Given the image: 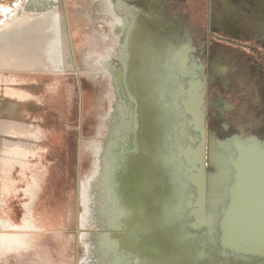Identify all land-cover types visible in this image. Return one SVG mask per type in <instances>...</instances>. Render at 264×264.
<instances>
[{
	"label": "flooded vegetation",
	"instance_id": "af4514ba",
	"mask_svg": "<svg viewBox=\"0 0 264 264\" xmlns=\"http://www.w3.org/2000/svg\"><path fill=\"white\" fill-rule=\"evenodd\" d=\"M89 1L112 6L114 31L130 54L115 80L121 97L128 87L139 125L141 154L123 166L130 175L119 231H128L115 233L113 243L123 240L149 259L198 264L207 245L219 248V235L205 245L202 233H218L225 211L235 207L236 183L264 176L235 164L244 149L264 160V0ZM204 177L207 227L195 230L192 211L201 212ZM261 209L260 201L253 205L255 213Z\"/></svg>",
	"mask_w": 264,
	"mask_h": 264
},
{
	"label": "crops",
	"instance_id": "0c3cea01",
	"mask_svg": "<svg viewBox=\"0 0 264 264\" xmlns=\"http://www.w3.org/2000/svg\"><path fill=\"white\" fill-rule=\"evenodd\" d=\"M68 1L19 0L0 22V205L9 211L0 235L23 239L19 249L78 224L95 153L90 120H108L119 97L115 61L101 54L107 30L78 27ZM0 249L10 251L2 240Z\"/></svg>",
	"mask_w": 264,
	"mask_h": 264
},
{
	"label": "rangeland",
	"instance_id": "374dc122",
	"mask_svg": "<svg viewBox=\"0 0 264 264\" xmlns=\"http://www.w3.org/2000/svg\"><path fill=\"white\" fill-rule=\"evenodd\" d=\"M18 1L19 0H0V22L5 16L14 14V10H16L17 7L15 8L13 5ZM28 1L30 0H26V2ZM82 1H68L74 16L73 21H75L78 27H82L83 24H85L91 30H107L102 34L105 36V45L104 48L101 49V54L110 59L112 58L113 61H115L114 65H116L118 71H124L125 67L128 66V59L122 55L127 53L128 46L126 44H123L124 46L121 45L119 37L114 31L117 19L111 4L97 3L89 0ZM22 2L24 3V0H22ZM3 27L4 25H0V28ZM124 89V94L126 96L123 95V97H121L119 94L115 108H113L114 111L112 109L113 113H111L108 120L98 121L96 117L90 120L91 128H93V130H91L90 139L92 143H94L95 153L91 156L88 167L89 170L87 171L86 177H89L91 180L89 182V187H87L82 194L81 199L84 208H79L78 224L71 227L67 226L64 229L55 230L51 233L39 234L35 241H30L28 248H20L8 252L0 249V264H112L109 259H105L106 255L102 253V250H106L108 247L107 245H109L108 241H115V233H127L128 231L123 228L119 231L122 210L126 204L125 193L128 192L122 185L126 184V180H128L130 175L128 162L132 163V160H135V158L137 160V156L141 154L139 148L138 121L130 115V110L133 106V98L129 93L128 87L125 86ZM97 152L100 154V157L97 156ZM242 152L243 160L240 159L235 161L237 166L240 165L243 166L241 168L248 167L250 169H258L257 166H264V160H261L256 152H251L249 149H244ZM130 154L133 155L131 156ZM127 159L129 160L127 161ZM100 164L101 170L99 171L98 168H100ZM72 165L73 170L71 175L74 177L77 174V161L75 160ZM123 166H126L128 169L124 171ZM122 170L124 171L123 173ZM248 171L252 172V169ZM258 177L259 176L250 175V177L240 179L239 182L236 183V189L234 191L235 201H233L235 207L227 214L228 222L232 223L233 226L247 225L245 219L242 221L244 216L263 219L262 215L255 213L253 210V205L257 206L259 201L264 205V185L259 186L261 182L258 180ZM85 180L86 178H84L83 181ZM74 183H76L75 179ZM76 184L78 189V181ZM248 188L249 190H247ZM1 199L2 195L0 193V200ZM57 206H61V204ZM246 207H248L247 210L245 209ZM8 213V209L6 207L4 209L2 205H0V220L6 219ZM15 213L17 212L15 211ZM241 221L242 223H239ZM26 222L31 223L30 220ZM249 222V225H254L253 221ZM258 226L262 225L259 224ZM5 231L6 230L0 226V232ZM213 234L217 233L211 231V233L202 236L206 241L205 245H207V243L209 244L207 239L213 237ZM128 237L127 235V238ZM94 239L100 240L99 249L96 248L97 242L95 243ZM185 244L186 247L189 248L188 243ZM134 245L136 246L137 244L135 243ZM68 246L69 249H71L69 255H67ZM148 246H150V242L147 243L144 241L140 248L143 247L145 249ZM211 247L214 246L211 244L205 247V249H209V254L203 258H198V264H218L217 262L222 259L220 257L221 253L216 252V250L213 251ZM187 252L190 253L192 251ZM188 259L189 258H187V260ZM129 260L131 264L132 262L143 264L139 259L135 262V257L134 259L129 258Z\"/></svg>",
	"mask_w": 264,
	"mask_h": 264
},
{
	"label": "water",
	"instance_id": "95a60500",
	"mask_svg": "<svg viewBox=\"0 0 264 264\" xmlns=\"http://www.w3.org/2000/svg\"><path fill=\"white\" fill-rule=\"evenodd\" d=\"M201 132L203 134H205V129H202ZM205 140H203V149L205 150ZM242 166H238L237 169L239 171H243L246 172L248 170L254 171V172H258V171H262L264 172V166H257L258 169L255 168H241ZM202 171L205 173L206 171V167H205V153L203 156V162H202ZM250 177V176H248ZM247 178V177H243L242 179ZM258 180H260L261 185L259 186H263L264 185V176H260L258 177ZM246 185V183H245ZM248 186V185H247ZM244 187V184H243ZM246 187V186H245ZM206 190H207V185H206V179L205 177L202 179V182L200 184V191H201V195H202V212H193L192 214L196 217L197 219V223H193L191 225V227L195 230H201L204 227H207V213L205 210V197H206ZM259 215H262V218H264V210H260L258 211ZM256 220L259 218H249V216L247 217H243V220ZM232 221V220H231ZM239 222V223H242ZM264 226V225H262ZM262 226H258V225H239V226H233L232 223L227 224L226 228L228 230V235L226 230L223 231L225 232L224 234H222L221 232V227L217 233V235H219L218 237V242H216L214 245L216 246L218 244L219 249L217 251L221 252V253H227V252H231L232 255H244V254H250V256H256V257H263L264 256V227ZM207 233H211L210 227H207V230L205 232L202 233V236H204V234L206 235ZM188 236V234H187ZM227 236L229 238V240L227 239ZM239 245V246H238ZM241 246V247H240ZM186 249V248H185ZM188 250V249H186Z\"/></svg>",
	"mask_w": 264,
	"mask_h": 264
},
{
	"label": "bare ground",
	"instance_id": "6f19581e",
	"mask_svg": "<svg viewBox=\"0 0 264 264\" xmlns=\"http://www.w3.org/2000/svg\"><path fill=\"white\" fill-rule=\"evenodd\" d=\"M24 11V10H23ZM13 18V17H12ZM59 18V17H57ZM17 20V19H15ZM14 20V21H15ZM5 26V25H4ZM7 26V25H6ZM53 51V50H52ZM123 57H127L128 61L130 59V54H129V50L128 52L123 55ZM197 106V105H196ZM196 109V108H195ZM234 139V138H233ZM253 139V138H252ZM242 149V148H241ZM240 149V150H241ZM232 150V149H231ZM233 151V150H232ZM243 151V150H242ZM236 152V151H234ZM237 153V152H236ZM243 154V153H242ZM243 156V155H242ZM242 160H243V157H242ZM241 163V162H240ZM243 163V161H242ZM243 167V166H242ZM235 197V196H234ZM233 200H232V204H233ZM232 209V206L230 209L226 210V214L224 216V219H223V224L221 226V233L224 234L225 230L227 232V235H228V230L226 228L227 226V222H228V218H227V214L228 212H230ZM262 210V209H261ZM127 214V213H126ZM242 218V217H241ZM264 220V218H263ZM240 221V220H239ZM4 223V222H3ZM9 222H5L4 226L5 227H11L10 224H8ZM32 222L31 223H28V222H25L24 223V226H22L23 228H27V227H31L32 225ZM224 231H223V229ZM21 236V235H20ZM16 237V236H15ZM85 237V235H84ZM3 238V239H2ZM20 238V237H19ZM92 238V237H91ZM18 238H13L11 237V235H5V236H1L0 235V240H2L4 243H5V248L7 250H13V249H19L18 247H25V245H27V243L24 242L23 239H18ZM84 239V238H83ZM227 239L229 240L228 236H227ZM96 245H97V249L98 246H99V242L100 240H96L94 239ZM122 241V242H121ZM121 241H116V242H110L109 245H107L108 247L106 248V250H102V253L105 256V259H109V261L113 264H131V259L129 260V258H133L135 257V262L138 261V259L140 260L141 263L143 264H169V262H174V263H170V264H193V263H189V261L186 262L183 261H178V260H175V259H171V258H167V259H163V258H157V259H149V258H146V257H141L140 255L134 253L132 250H130V247H128L123 240ZM83 243V242H82ZM2 244V243H1ZM87 244V243H86ZM92 245V244H91ZM211 244H209L210 246ZM214 245V244H213ZM218 246V244L216 245ZM219 247V246H218ZM27 248V247H26ZM93 248V247H92ZM219 248H215V247H212V250H216V252H219L217 251ZM221 253V252H219ZM202 254V253H201ZM228 254V255H226ZM219 256V255H218ZM202 257V256H200ZM223 260L220 264H264V256L263 257H256V256H250V254H244V255H232L231 252H227V253H221V256H220ZM227 260V263L226 261ZM107 262V261H106ZM218 263V262H217ZM104 264V263H102ZM132 264H136L134 262H132Z\"/></svg>",
	"mask_w": 264,
	"mask_h": 264
}]
</instances>
